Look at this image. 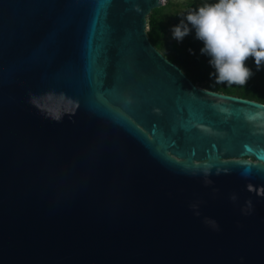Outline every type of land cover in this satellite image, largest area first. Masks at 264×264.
Returning a JSON list of instances; mask_svg holds the SVG:
<instances>
[{"label":"water","instance_id":"water-1","mask_svg":"<svg viewBox=\"0 0 264 264\" xmlns=\"http://www.w3.org/2000/svg\"><path fill=\"white\" fill-rule=\"evenodd\" d=\"M160 0H0V264H264V105L149 42Z\"/></svg>","mask_w":264,"mask_h":264},{"label":"clouds","instance_id":"clouds-1","mask_svg":"<svg viewBox=\"0 0 264 264\" xmlns=\"http://www.w3.org/2000/svg\"><path fill=\"white\" fill-rule=\"evenodd\" d=\"M189 25L203 43L201 53L210 57L215 70L210 76L217 83L244 85L252 75L246 66L249 57L258 70L264 64V0L203 3L173 26V38L182 40Z\"/></svg>","mask_w":264,"mask_h":264},{"label":"trees","instance_id":"trees-1","mask_svg":"<svg viewBox=\"0 0 264 264\" xmlns=\"http://www.w3.org/2000/svg\"><path fill=\"white\" fill-rule=\"evenodd\" d=\"M166 2L149 14L146 35L150 44L166 60L177 66L194 86L264 105V64L258 70L253 59L249 57L246 66L251 69L252 75L244 85L217 83L210 76L215 70L209 64L210 57L201 53L203 43L196 39L195 30L189 27V34L179 41L173 38L172 33L173 26L179 24L188 11L202 4L197 0Z\"/></svg>","mask_w":264,"mask_h":264},{"label":"rangeland","instance_id":"rangeland-1","mask_svg":"<svg viewBox=\"0 0 264 264\" xmlns=\"http://www.w3.org/2000/svg\"><path fill=\"white\" fill-rule=\"evenodd\" d=\"M172 1H174V2H185L186 0H172ZM197 1H199L201 4L206 3V2L210 3V1L214 2V0H197ZM189 27L191 28V26H189Z\"/></svg>","mask_w":264,"mask_h":264},{"label":"built area","instance_id":"built-area-1","mask_svg":"<svg viewBox=\"0 0 264 264\" xmlns=\"http://www.w3.org/2000/svg\"><path fill=\"white\" fill-rule=\"evenodd\" d=\"M167 0H160V2H161V6H164L167 2H166Z\"/></svg>","mask_w":264,"mask_h":264}]
</instances>
